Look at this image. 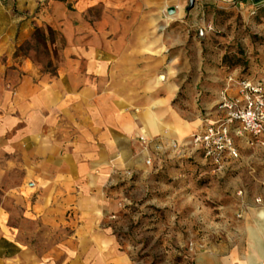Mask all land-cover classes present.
<instances>
[{
  "label": "rangeland",
  "instance_id": "obj_1",
  "mask_svg": "<svg viewBox=\"0 0 264 264\" xmlns=\"http://www.w3.org/2000/svg\"><path fill=\"white\" fill-rule=\"evenodd\" d=\"M185 1V19L164 20L154 28L151 43L163 48V54L151 60L159 69L150 75L162 84L146 93L142 79L130 83L142 88L140 101L144 95L156 98V111L163 107L158 99L168 97L170 88L174 94L165 108L177 114L173 122L186 132L176 140L140 138L143 148L132 147L124 156L122 179L104 187L116 203L102 219L76 215L73 208L58 217L39 215L36 204L47 191L34 179L38 170L26 167L19 154L0 152V211L7 216L3 231L0 228V244L11 240L17 246L34 247L53 264H87L82 260L83 242L104 241L108 236L120 251L114 264H201V255L212 251L211 242L227 244L232 227L242 218V197L246 192L252 197L260 193L264 139L246 131L237 133L241 127L237 122L232 136L239 155L225 156L218 166L205 157L194 137L209 121L222 120L229 113L222 106L223 92L235 100L241 80L264 77V6L234 8L230 0H219L192 17L190 2ZM100 10L95 6L87 19L98 20ZM39 27L46 31L49 50L42 45L35 51L43 66L37 71L41 79L54 80L60 68L84 64L83 57L73 55L57 24L46 21ZM33 32L28 39L31 45H35ZM82 192L86 197L99 194L98 189ZM84 203L88 206L87 199ZM231 209L238 212L233 215Z\"/></svg>",
  "mask_w": 264,
  "mask_h": 264
},
{
  "label": "crops",
  "instance_id": "obj_2",
  "mask_svg": "<svg viewBox=\"0 0 264 264\" xmlns=\"http://www.w3.org/2000/svg\"><path fill=\"white\" fill-rule=\"evenodd\" d=\"M218 1L194 0L188 13L197 17L206 5ZM230 4L255 9L263 7L264 0H230ZM95 6H100V15L91 22L87 15ZM170 7L176 9L174 16L166 14ZM184 8L185 0H0V152L19 154L26 167L38 170L34 179L47 191L36 204L39 215L58 217L73 208L76 215L102 219L116 203L104 187L122 179L125 154L132 147L142 149L140 138L145 136L175 138L168 125L180 128L173 122L177 114L164 105L173 97L172 90L158 99L163 107L156 111V98L144 95L140 101L142 88L130 81L142 79L146 93L160 85L150 75L159 69L151 60L163 54V48L151 43L154 28L164 20L185 19ZM46 21L57 24L73 55L84 58L83 65L60 68L54 80L41 79L37 71L43 66L35 51L21 48ZM150 118L158 121L157 132L151 130ZM129 125L131 132L126 129ZM179 131L180 136L186 132ZM259 181L258 195L246 192L242 197V218L232 227L227 244L211 242L212 251L201 255V264H264V179ZM96 189L99 194L82 196V191ZM85 199L88 206L83 205ZM231 212L235 215L238 209ZM6 217L0 211L2 231ZM83 245L82 260L87 264H114L119 258L111 236ZM0 264L53 261L34 247L7 240L0 244Z\"/></svg>",
  "mask_w": 264,
  "mask_h": 264
},
{
  "label": "built area",
  "instance_id": "obj_3",
  "mask_svg": "<svg viewBox=\"0 0 264 264\" xmlns=\"http://www.w3.org/2000/svg\"><path fill=\"white\" fill-rule=\"evenodd\" d=\"M239 86L240 96L235 100L227 99L222 93V106L230 109L226 117L209 121L205 130L194 137V143L202 148L205 157L218 166L225 156L239 155L232 136V126L237 122L241 124L237 133L246 131L264 139V77L258 80L243 79Z\"/></svg>",
  "mask_w": 264,
  "mask_h": 264
},
{
  "label": "trees",
  "instance_id": "obj_4",
  "mask_svg": "<svg viewBox=\"0 0 264 264\" xmlns=\"http://www.w3.org/2000/svg\"><path fill=\"white\" fill-rule=\"evenodd\" d=\"M51 31H52L51 28H49V32H51ZM33 39L35 40V43H34L35 45H31L32 42H30L29 40H26L25 41V43L27 44L26 49L22 48V46H21V48L23 50H25V51L32 49V50H34L36 52H39L40 51V47L43 45L44 49L46 51H49L48 50V44H47V42H48L47 34H46V31L43 30L41 27H36L35 28V30L33 32ZM50 64L52 65V62H50L49 65Z\"/></svg>",
  "mask_w": 264,
  "mask_h": 264
},
{
  "label": "bare ground",
  "instance_id": "obj_5",
  "mask_svg": "<svg viewBox=\"0 0 264 264\" xmlns=\"http://www.w3.org/2000/svg\"><path fill=\"white\" fill-rule=\"evenodd\" d=\"M160 79L161 80H163V79H165V76H163V75H161L160 76ZM149 126H150V128H151V130L153 131V132H157L158 131V128H159V123H158V121L157 120H155L154 118H150V120H149ZM169 126V130L172 132V134L175 136V140L176 139H179L180 137V131H179V129L176 127V126H174V125H168ZM127 131L128 132H131L132 131V126H127Z\"/></svg>",
  "mask_w": 264,
  "mask_h": 264
},
{
  "label": "water",
  "instance_id": "obj_6",
  "mask_svg": "<svg viewBox=\"0 0 264 264\" xmlns=\"http://www.w3.org/2000/svg\"><path fill=\"white\" fill-rule=\"evenodd\" d=\"M190 1V7H192L193 6V4H194V0H189ZM175 7H170V8H168V13L169 14H174L175 13Z\"/></svg>",
  "mask_w": 264,
  "mask_h": 264
}]
</instances>
